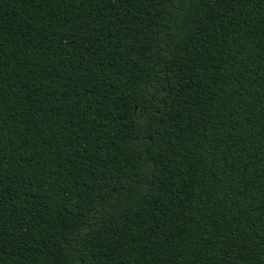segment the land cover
<instances>
[{"label": "trees", "instance_id": "obj_1", "mask_svg": "<svg viewBox=\"0 0 264 264\" xmlns=\"http://www.w3.org/2000/svg\"><path fill=\"white\" fill-rule=\"evenodd\" d=\"M0 264H264V0H0Z\"/></svg>", "mask_w": 264, "mask_h": 264}]
</instances>
